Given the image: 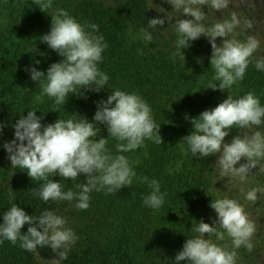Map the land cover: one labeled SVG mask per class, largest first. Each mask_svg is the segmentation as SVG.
<instances>
[{
    "label": "trees",
    "instance_id": "obj_1",
    "mask_svg": "<svg viewBox=\"0 0 264 264\" xmlns=\"http://www.w3.org/2000/svg\"><path fill=\"white\" fill-rule=\"evenodd\" d=\"M58 9L66 10L86 26V31L93 32L90 25H98L99 31L93 34L102 35L108 47L97 66L109 76V81L98 93L81 88L80 93L69 94L64 105H55L54 98L47 95L43 96L42 103H36L35 96L41 94L42 88L31 79L26 68L35 67L46 74L52 63L63 59L40 40L50 31L51 15ZM232 12L241 20L234 30V38L243 41L248 36L256 37L260 47L252 59H264V0H229L228 8L216 14L230 19ZM154 18L161 19L149 0H53V7L46 13L33 0H0L2 141L11 142L15 138L14 125L29 110L42 117L43 126L74 114L94 122L98 102L106 100L117 89L142 97L150 106L155 123L160 125L162 144L145 139L137 149L118 153L119 142L109 138L107 148L111 154L125 155L136 176L131 187H122L117 193L91 192L86 210L77 209L76 201L45 204L33 195V188L42 181L32 180L20 168L11 172L0 160V223L13 203L28 215H39L45 208L58 210L64 204L66 228L72 229L77 239L70 246L67 259L59 260V264H175L177 253L194 235L192 226L201 220L210 225L214 223L217 214L210 203L220 198L215 189L219 174L217 154L203 158L192 156L182 141L193 131L192 118L215 108L229 92L234 98L253 92L264 106V71L257 70L254 62L249 64L243 80L229 92L218 88L214 91L209 87L219 82L212 79L209 40L201 36L191 41L190 47L181 49L184 60L176 54L174 21L149 29L153 40L150 43L143 40L140 30L147 28L148 21ZM246 20L252 22L251 28L244 27ZM54 108L57 111H52ZM97 127L100 132L96 139L107 138V127L98 122ZM256 127H233L225 143H231L233 137L243 132H255ZM142 177L157 180L165 194V202L158 210L143 202L152 189L141 182ZM50 178L61 182L63 191H77L76 183L86 179L83 174L77 182L59 176ZM259 198L260 205L252 207L258 216L256 220L249 218L256 226L251 238L253 251L244 246L235 249L236 264H264V193ZM28 227L26 224L21 229L22 234L27 233ZM205 238H209L207 234ZM210 238L215 241L214 236ZM217 243L233 250L231 238L227 236ZM0 264L46 263L38 261L35 252L22 249L19 241L12 244L2 240ZM179 264H188V261Z\"/></svg>",
    "mask_w": 264,
    "mask_h": 264
},
{
    "label": "clouds",
    "instance_id": "obj_2",
    "mask_svg": "<svg viewBox=\"0 0 264 264\" xmlns=\"http://www.w3.org/2000/svg\"><path fill=\"white\" fill-rule=\"evenodd\" d=\"M172 10L191 19H177L176 54L185 60L183 48L191 46L190 42L201 36L209 40L212 48L210 59L214 70L212 79L218 84L209 88L220 91L229 90L238 81H242L250 63L264 71V59L253 61V54L260 47V41L254 36L246 40L234 38V30L240 26L241 20L235 12L230 19H224L211 26H205V12L201 6L207 5L216 12L229 6V0H166ZM41 11L53 7V0H33ZM167 20L171 17L167 15ZM164 19L154 18L148 21L147 28L140 30L144 41L151 42L153 34L149 29H157L163 25ZM251 21H244L245 28H251ZM93 32L86 31L66 10L58 9L51 15L50 31L40 37L50 49L63 59L52 63L47 72L38 71L35 67L26 68L31 79L39 82L42 88L40 95L35 96L36 103L43 102V96L54 98L55 105H64L69 94L85 91L100 92L107 86L109 76L98 68L102 61V53L108 47L98 25L92 24ZM223 38L222 44L216 43ZM39 63V61H35ZM208 89V88H207ZM52 111H57L55 108ZM150 106L136 93L122 90L111 91L106 100L98 102L94 122L78 114L64 120L43 126L42 117L36 111L29 110L27 116L21 115L15 123V138L3 144L13 168H20L35 181H42L33 188V195L38 196L45 204L49 201H76L75 207L86 210L89 207L90 193L106 190L107 194L118 192L122 187H131L136 173L125 155H113L107 148L109 138L117 143L118 153L129 152L140 147L145 139L162 144L160 125L152 118ZM187 119V116H186ZM97 122L107 127L108 137L96 139L100 132ZM193 131L184 137L192 156L203 158L218 155L216 164L221 175H231L244 180L252 169H256L264 159V133L255 131L251 134L243 132L233 137L231 143H225L233 127L250 129L264 123V106L253 92L234 98L230 92L227 98L215 108L203 111L192 118ZM4 125L0 124V131ZM244 158L246 163H237ZM264 171V166L261 167ZM83 174L85 182L78 183L77 178ZM59 176L65 180L76 181L77 191L62 190L61 182L50 177ZM152 189L143 198L147 207L158 210L165 202V194L160 190L157 180L149 181L142 177ZM257 192L264 193V188H252L245 199L253 203L257 200ZM210 207L217 214L212 225L201 220L192 226L194 234L188 238L181 251L175 257V264L187 260L188 264H236L235 249L241 246L253 251L251 238L256 231L255 224L249 219L244 207L235 199L227 197L211 200ZM29 225L27 233L21 229ZM66 220L53 211L44 209L39 215H28L17 204L13 203L3 215L0 223V238L16 244L28 252L37 248L49 247L59 260L67 259L68 250L77 239L70 228L65 227ZM205 234L207 237L205 238ZM215 237L213 241L210 237ZM229 237L233 250L227 245L217 243ZM0 240V242H2ZM59 260L54 264H59Z\"/></svg>",
    "mask_w": 264,
    "mask_h": 264
},
{
    "label": "rangeland",
    "instance_id": "obj_3",
    "mask_svg": "<svg viewBox=\"0 0 264 264\" xmlns=\"http://www.w3.org/2000/svg\"><path fill=\"white\" fill-rule=\"evenodd\" d=\"M151 5L155 8L156 11L159 12L161 19H164L165 22H171L176 21L177 19H191V17L182 16L180 12H177L175 10H172V6L166 2V0H149ZM204 10L206 16L205 20L202 21V23L205 24V26H211L216 22H220L224 20L222 16L219 14H216L214 10H212L210 7H207V5L201 6ZM167 15L171 17V20H167ZM204 37V36H203ZM206 38V37H204ZM207 39V38H206ZM223 38L218 37L216 40V43L218 45L222 44ZM256 131H260L261 133H264V123H262L260 126L256 127ZM5 142L0 139V160L7 165L9 170L11 172L17 170V168H13L11 165L10 160L8 159V153L4 149L3 144ZM218 155H216V162L218 159ZM246 163V160L244 158L241 159L240 162L237 163L236 167H239L240 164ZM264 166V159H262L259 164L257 165L256 169H252L251 173L248 177H246L244 180H241L238 177H232L231 175L222 176L220 169L218 168V178L216 180L215 189L218 192V195L220 198H230L237 200L245 209L248 217H252L256 220V217L258 216V211L254 210V206L260 205V194L261 192H257V200L255 203L251 201H247L245 199L246 193L250 191L252 188H264V171H261V167ZM64 204H61L60 208L58 210L52 209V208H45L48 210L53 211L55 214H57L60 217L64 218L63 210H64ZM44 210V209H43ZM42 210V211H43ZM258 210V208H257ZM248 211V212H247ZM65 219V218H64ZM66 227V224H65ZM36 258L38 261H41L42 263L46 264H54V261L59 260L57 255L53 253V251L49 247H41L37 248L35 251Z\"/></svg>",
    "mask_w": 264,
    "mask_h": 264
}]
</instances>
